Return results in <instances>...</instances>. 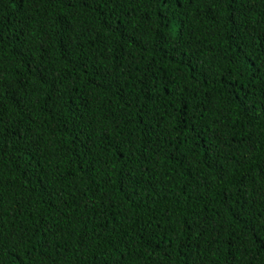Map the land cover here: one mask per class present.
Returning a JSON list of instances; mask_svg holds the SVG:
<instances>
[{"label":"trees","instance_id":"trees-1","mask_svg":"<svg viewBox=\"0 0 264 264\" xmlns=\"http://www.w3.org/2000/svg\"><path fill=\"white\" fill-rule=\"evenodd\" d=\"M0 264H264V0H0Z\"/></svg>","mask_w":264,"mask_h":264}]
</instances>
